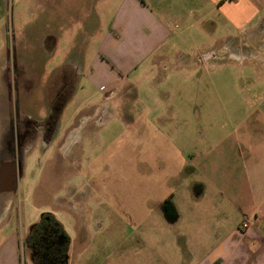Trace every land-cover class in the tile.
Here are the masks:
<instances>
[{
    "label": "rangeland",
    "instance_id": "374dc122",
    "mask_svg": "<svg viewBox=\"0 0 264 264\" xmlns=\"http://www.w3.org/2000/svg\"><path fill=\"white\" fill-rule=\"evenodd\" d=\"M255 2L241 30L213 14L217 27L198 26L166 69L106 99L81 75L98 50L86 26L96 0H0V162L13 138L22 167L16 190L0 191V264H17L41 212L83 223L78 264H159V238L237 232L250 195L264 196Z\"/></svg>",
    "mask_w": 264,
    "mask_h": 264
},
{
    "label": "crops",
    "instance_id": "0c3cea01",
    "mask_svg": "<svg viewBox=\"0 0 264 264\" xmlns=\"http://www.w3.org/2000/svg\"><path fill=\"white\" fill-rule=\"evenodd\" d=\"M95 4L97 12L88 15L86 26L90 39L97 40L98 50L81 75L108 93L106 99L124 86L134 88V81L150 71L166 69L176 46L181 47L198 26L205 28L208 22L217 27L210 19L213 14L241 30L260 10L255 0H96ZM262 194L250 195L242 221L248 223L247 229L241 226L224 237L218 233L179 237L183 249L175 238H159V264H264ZM180 220L175 216L167 222L173 225Z\"/></svg>",
    "mask_w": 264,
    "mask_h": 264
},
{
    "label": "flooded vegetation",
    "instance_id": "af4514ba",
    "mask_svg": "<svg viewBox=\"0 0 264 264\" xmlns=\"http://www.w3.org/2000/svg\"><path fill=\"white\" fill-rule=\"evenodd\" d=\"M11 143L6 149V154L11 159L0 162V191L3 193L16 190L17 179L22 174L20 161H15L18 148H15L13 138ZM85 207L83 214L91 217L92 208L85 205L82 208ZM64 215H69L68 210L64 211ZM77 224L79 227L74 225L70 229L67 223L63 225L55 214L41 212L38 219L26 230L23 239L17 242V264H78L80 254L76 252L77 241L85 227L80 221ZM69 230L77 237L76 240L72 238Z\"/></svg>",
    "mask_w": 264,
    "mask_h": 264
},
{
    "label": "built area",
    "instance_id": "2783aa9c",
    "mask_svg": "<svg viewBox=\"0 0 264 264\" xmlns=\"http://www.w3.org/2000/svg\"><path fill=\"white\" fill-rule=\"evenodd\" d=\"M242 228L243 229H247L248 228V223L247 222H244V224L242 225Z\"/></svg>",
    "mask_w": 264,
    "mask_h": 264
}]
</instances>
